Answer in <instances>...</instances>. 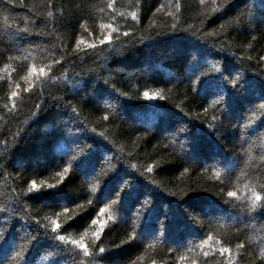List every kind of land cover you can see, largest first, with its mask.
<instances>
[{
    "label": "trees",
    "instance_id": "trees-1",
    "mask_svg": "<svg viewBox=\"0 0 264 264\" xmlns=\"http://www.w3.org/2000/svg\"><path fill=\"white\" fill-rule=\"evenodd\" d=\"M0 264H264V0H0Z\"/></svg>",
    "mask_w": 264,
    "mask_h": 264
},
{
    "label": "snow or ice",
    "instance_id": "snow-or-ice-1",
    "mask_svg": "<svg viewBox=\"0 0 264 264\" xmlns=\"http://www.w3.org/2000/svg\"><path fill=\"white\" fill-rule=\"evenodd\" d=\"M109 7H111V4L109 5ZM125 35H127V33H125ZM105 39H110V37H105ZM101 43H104V41L102 40ZM41 71H43V69H41ZM12 95L15 96L17 94L13 93ZM143 95H144L145 98H152V97H149V93L148 92H144ZM105 119H107V117H105ZM149 171H151V169H149ZM49 187H52V186H49ZM37 188H38L37 184L35 182H33L31 187L28 189V191L29 192H33V190H35ZM229 195L231 196V195H234V194L233 193H229ZM256 199L260 200V197L257 196ZM60 239H63V237H60ZM100 252H104V249L101 248Z\"/></svg>",
    "mask_w": 264,
    "mask_h": 264
}]
</instances>
